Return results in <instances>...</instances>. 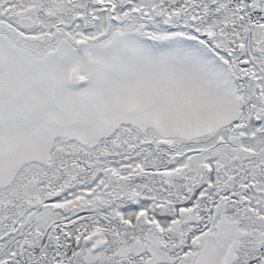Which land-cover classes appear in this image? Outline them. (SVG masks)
I'll return each instance as SVG.
<instances>
[{"label": "snow or ice", "instance_id": "6c2138e0", "mask_svg": "<svg viewBox=\"0 0 264 264\" xmlns=\"http://www.w3.org/2000/svg\"><path fill=\"white\" fill-rule=\"evenodd\" d=\"M0 264H264V0H0Z\"/></svg>", "mask_w": 264, "mask_h": 264}]
</instances>
